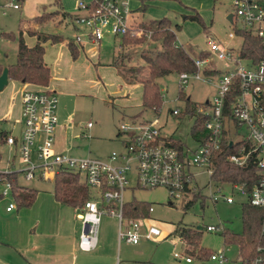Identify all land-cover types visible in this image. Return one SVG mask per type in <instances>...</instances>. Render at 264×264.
<instances>
[{"label":"rangeland","instance_id":"rangeland-1","mask_svg":"<svg viewBox=\"0 0 264 264\" xmlns=\"http://www.w3.org/2000/svg\"><path fill=\"white\" fill-rule=\"evenodd\" d=\"M78 1L62 0L64 8L62 9L68 13L73 12ZM144 2L145 11L141 8ZM142 3L138 0V7L131 12L129 17V23H134L137 31L135 36L139 40L122 45L118 36L110 34L104 37L99 47H94L91 54L84 56L85 59L81 61L83 63L66 75L67 82L76 95L67 96L56 93L58 115L62 111L66 116V121L59 120L56 144L58 147L63 145L68 148L66 153L72 156L105 158L120 149L117 133L121 124H140L154 119L158 121L157 127L162 136L182 142L190 151L197 147L190 135L193 119L185 116L184 113L174 117L171 111L174 108L180 110L185 108V100L179 93L194 104L211 99L215 93L213 83L190 81L180 90L178 75L171 74L157 79L153 85L145 86V101H143L142 86L136 85L128 89L122 86L109 64L117 51V64L121 71L124 72L130 67L143 66L142 56L152 54L159 45L151 36V31L143 28V24L147 25L150 19L167 17L173 25L179 24L176 40L193 55L200 51H210L208 38L231 47L236 52L241 46L242 39L238 35L230 38L228 33H234L235 28L241 27V23L238 19L234 22L227 19V15L233 13L229 0H144ZM44 8L46 11H51L59 6H56L54 0H24L18 10L12 8L0 10V66L2 69L15 62L17 49L16 38H6L2 33L12 32L16 35L19 29H36L43 33H56L67 38L73 34L69 27L73 25L71 20L60 13L50 15L42 23H35L33 18ZM194 13L201 16L205 29L199 23L185 18ZM140 22L142 26L139 27ZM25 36L29 37L27 40L30 42L35 39L32 36ZM214 61L215 67L222 68L221 62L215 58ZM21 90L22 86L19 82L10 81L0 91V109L4 112L8 110L11 112L10 120L18 117ZM104 91L116 96L118 100L124 97L123 101H117L115 98L111 101L110 97L101 96ZM161 93L164 97L160 99ZM176 99L179 100L176 101ZM142 101L143 103L148 102V106H142ZM87 122L93 123L94 127L87 132L90 137L83 138V134H87L85 131ZM229 128L231 134L236 131L233 124H230ZM8 129L18 136L22 125L15 123L9 125ZM237 130H240L239 134L244 133L242 128ZM7 156L4 154L2 159L6 160ZM1 165L4 166V163L1 162ZM193 172L195 173L193 193L184 194L176 201L169 200L166 190L162 188L135 189L133 192H126V199L145 202L152 207L146 225L157 228L161 233V238L155 242L141 241L137 245L122 243L118 247L117 220L112 216L104 215L97 231V249L86 253L78 252L75 264H114L117 256L121 264L131 262L137 264H218L210 260L209 254L219 252L221 249L227 258L223 264H240L236 246L226 243L223 231L230 234L242 233L241 206L244 198L237 195L235 191L231 192L228 188H224L222 193L232 195L234 203L227 204L222 200L213 202L209 196L215 188L209 189L210 179L206 168H194ZM18 183L46 194L52 193L53 190L52 182L27 181L19 176ZM3 191L4 186L0 183V194ZM194 194L197 197L193 198ZM8 203H14L10 190L6 196L0 197V238L5 243L11 233L28 228V220H30L23 214L25 212L19 220L14 218L17 211H14L11 216L6 215L5 208ZM207 226L218 227V230L207 232ZM63 227L69 233L70 224L67 221L63 222ZM221 227L222 230L219 229ZM182 228L201 230L197 247L180 240L179 230ZM18 251L11 245L0 246V264H26ZM198 251H202L203 255ZM174 253L190 257L192 262L177 261L173 257ZM70 260L67 258L64 261L65 264H71Z\"/></svg>","mask_w":264,"mask_h":264},{"label":"built area","instance_id":"built-area-1","mask_svg":"<svg viewBox=\"0 0 264 264\" xmlns=\"http://www.w3.org/2000/svg\"><path fill=\"white\" fill-rule=\"evenodd\" d=\"M24 0H0V10H18ZM233 7L231 22L239 20L240 29L258 38L264 46V0H229ZM130 0H79L77 7L83 13L73 19L79 30L74 40L79 42L82 35L99 43L110 34L122 37L137 31L129 17ZM236 31L229 32L233 38ZM239 36V35H238ZM210 51L202 59H195V73L178 74V86L182 90L190 81L213 83L215 93L211 99L196 104L193 115L185 114V108H174V117L185 116L199 121L206 132L203 142L195 141L197 147L190 151L184 144L177 147L161 135L157 119L140 124H121L117 137L120 149L105 158L78 157L55 150L58 98L48 90H22L20 94V121L22 129L18 136L11 131L0 134V142L14 150L18 166L13 165V156L7 158L6 167L0 168V183L4 186L2 196H6L11 186L2 181L4 175H20L27 181L39 179L53 182L56 174L66 170L77 174L91 191V198L79 208L81 232L78 247L83 252H91L98 244L97 231L104 215L117 220V244L137 245L141 241L155 242L161 238L160 231L147 226L149 218H134L125 215V204L134 200L125 198L127 191L162 188L168 198L176 201L184 194L193 193L194 168H206L212 174V163L216 155L223 151V144L229 141L234 151L226 160L228 163L245 168L249 163L256 167L257 180L250 188L246 184L217 185L210 180L209 189L213 202L222 200L233 204L232 195H224V188L244 198L248 204L264 210V57L254 62L240 55V48H233L208 38ZM222 68L214 66V58ZM213 61V62H211ZM204 70L211 74H204ZM164 97L161 93L160 99ZM179 99H176V101ZM230 124L236 127L230 133ZM93 123H86L91 129ZM243 129V134H239ZM227 133V136L225 135ZM191 135V134H190ZM83 134V138H89ZM192 137V136H191ZM236 148V149H235ZM15 209L10 203L6 211ZM152 207H148V213ZM222 230V227L219 228ZM218 227L207 226V232ZM260 238L264 239V213L260 220ZM177 261L191 263L190 257L173 254ZM211 261L223 264L227 261L223 249L209 255ZM239 260V259H238ZM240 264H264V244H258L255 255ZM115 264H121L119 260ZM136 264V263H127Z\"/></svg>","mask_w":264,"mask_h":264},{"label":"trees","instance_id":"trees-1","mask_svg":"<svg viewBox=\"0 0 264 264\" xmlns=\"http://www.w3.org/2000/svg\"><path fill=\"white\" fill-rule=\"evenodd\" d=\"M56 8L51 11H46L45 8L41 13L33 18L35 23H42L47 17L53 14L60 13L71 20L73 24L74 17L62 9L60 0H54ZM145 2L142 3L141 8L145 9ZM199 23L206 28L201 16L198 13L185 16ZM74 25V24H73ZM138 26H142L141 22ZM144 29L151 31V36L159 43L158 47L154 49L152 54L142 56L144 61L143 66L130 67L124 72L118 68L117 58L115 56L110 63L116 69L117 75L128 85H140L144 89L145 86L153 85L157 79L180 73H195L196 67L195 59H202L207 56V53L200 51L193 55L189 50L184 48L176 40V31L180 28L179 24L173 25L167 17L160 19H150V22L145 25ZM237 35L242 39L240 55L248 57L250 60L256 62L264 57V46L258 38L250 35L240 28H235ZM6 38L17 41L16 60L7 67L8 80L19 82L23 85L47 87L50 81V71L47 63L44 61L45 46L44 43L50 41L51 43L64 42L73 59L78 56L79 50L71 38L64 37L56 33H43L36 29H19L15 35L12 32L2 33ZM33 36L36 38L34 45L29 46L24 39V36ZM139 38L132 35L130 32L123 35L120 44L138 41ZM122 42V43H121ZM0 66V75L2 73ZM204 74H211L204 70ZM181 98L185 100V114L193 115L196 104L185 99L182 93H179ZM145 99V95L143 101ZM142 106H148L143 103ZM226 136L228 132H225ZM190 134L196 141L203 142L206 138V132L202 128L199 121H195L190 128ZM2 136V135H1ZM0 136V138H1ZM177 147H182V142L169 139ZM225 141L223 144V151L215 156L212 163V174L210 180L217 185L238 183L246 184V188L250 189L257 180L256 167L251 162L245 168L232 165L227 162V156L234 151L233 145ZM236 149V148H235ZM2 181L10 183L11 196L17 208L30 207L37 195L33 189L19 186L16 182V175H4ZM53 196L54 199L61 205L79 209L86 201L91 198V191L81 181L80 177L70 171H59L53 181ZM196 195L194 194L193 198ZM197 197V196H196ZM150 205L145 202L132 200L125 204V215L134 218H149L148 207ZM242 225L243 230L241 234H230L223 231V237L228 245H234L237 248V256L239 260H243L255 255V248L258 244H264V239L260 238V220L264 210L252 207L248 204H242ZM201 230L192 228H182L179 230V238L185 244L193 247L198 246ZM202 254V251H198ZM211 254V253H210ZM209 254V255H210Z\"/></svg>","mask_w":264,"mask_h":264},{"label":"crops","instance_id":"crops-1","mask_svg":"<svg viewBox=\"0 0 264 264\" xmlns=\"http://www.w3.org/2000/svg\"><path fill=\"white\" fill-rule=\"evenodd\" d=\"M83 1L88 2L90 0H83ZM143 1L144 0H140L141 3ZM145 1H148V0H145ZM60 3L63 8L62 0H60ZM77 4L78 2L75 5V11L70 12V14L73 17L83 13V11L78 9ZM129 5L131 8V12L134 11L135 8L138 7V0H130ZM69 27L72 29L73 34L68 38H71L74 40L75 36L79 34V30L74 25H70ZM28 38L29 37L25 36L24 38L25 42L29 46L34 45L36 42V38L32 42L27 40ZM74 43L76 44L79 50V53H78L79 55L75 59L71 57L70 52L64 42H57V43H51L50 41L45 42L44 43V46H45L44 61L47 63V66L49 67V71H50L49 84L47 87L42 88V89H39L35 86L27 85V84L26 85L21 84L22 90H25V89L48 90V91L54 92L55 94L59 92L67 96L76 95L74 90H72V88L70 87V84L67 82L68 78L66 77V75L70 74L71 71H74L77 67H79L80 64L83 63L81 61L85 59L84 56H88V54H91L94 47L98 48L100 45V42L99 43L92 42L82 35L81 40L79 42H76L74 40ZM204 52H207V51H204ZM116 53L114 54L112 60L116 56ZM109 66L112 68V70H114V72L117 75L116 69L112 67L111 64H109ZM117 77L120 80L122 86L126 87L127 89L129 87L136 86V85H128L122 80L121 77H119L118 75ZM8 82L10 81L8 80ZM21 92L19 93V112H18V117L16 119L10 120L11 112L9 110L7 112H4L3 109H0V134L6 131H11L8 129L9 125L11 126V125H14L15 123H19ZM101 94H102L101 96H105L108 98L110 97L111 101L114 100V98L117 101H123L122 98H124V97H121L118 100L116 96L110 95L108 91H104ZM65 119H66V116H64L62 111L58 115V108H57V128L55 132V150L57 152H68V148H65V146L59 145L60 147L59 148L56 144V137H57L56 135H57L59 120L64 121ZM74 125L76 126L77 124H74ZM93 127L91 129H93ZM91 129H85L86 133L89 132ZM4 154L8 155L7 158H9L10 156H13V159H14L13 165L18 166L19 162H18L16 152L0 142V168L3 169L7 165L6 164L7 158L6 160L2 159ZM1 162L4 163V166L1 165ZM19 176L20 175H16L17 184L19 186L25 187L18 183ZM35 180L41 183H46V181H42L39 179H35ZM50 182L51 181H49V183ZM29 189H33L37 192L36 198L30 207L17 208L14 202L15 204L14 210L7 212L5 208V213L8 216H11V214H13L14 211H17V214L14 216L15 220H19L22 216V213L25 212L23 214L27 216L28 218H30V220H28V223H29L28 224L29 226H27L28 228H25L24 230L19 229L15 231L14 233H11L7 237L6 243L2 242L0 238V246L11 245L12 247L17 248L19 250L18 252H20L26 264H65L64 261L67 258L71 259L70 260L71 264H75V260L78 257V252H83L78 247V237L81 232L79 209H74V208L59 204L54 199L53 193L46 194L45 192L42 193L34 188H29ZM0 197H3V196L0 194ZM127 200H130V199H127ZM9 204L10 203H8V205ZM66 221L70 224V227L68 230L69 233H67V229L63 227V222H66ZM117 260L121 261L119 256H117L114 264L116 263ZM131 263H134V262H131Z\"/></svg>","mask_w":264,"mask_h":264},{"label":"water","instance_id":"water-1","mask_svg":"<svg viewBox=\"0 0 264 264\" xmlns=\"http://www.w3.org/2000/svg\"><path fill=\"white\" fill-rule=\"evenodd\" d=\"M227 19L231 22V14H228ZM7 83H8V69L3 68L2 73L0 75V91L4 89Z\"/></svg>","mask_w":264,"mask_h":264}]
</instances>
